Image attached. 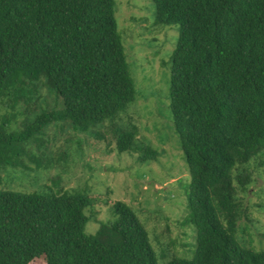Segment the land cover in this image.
Segmentation results:
<instances>
[{
    "label": "trees",
    "instance_id": "obj_1",
    "mask_svg": "<svg viewBox=\"0 0 264 264\" xmlns=\"http://www.w3.org/2000/svg\"><path fill=\"white\" fill-rule=\"evenodd\" d=\"M149 1L156 24L179 32L170 112L190 175L183 223L197 245L191 260L163 264H264V250L238 236L241 220L250 219L242 195L254 183L252 164L264 172V0ZM115 8V0H0V184L9 166L34 171L24 159L38 168L54 163L42 138L51 125L103 140L108 124L118 154L138 153L146 165L157 160L134 123L117 124L137 92ZM42 89L62 107H38ZM60 182L47 193L0 189V264H159L168 257L154 251L135 211L119 200L110 204L114 219L86 234L91 197Z\"/></svg>",
    "mask_w": 264,
    "mask_h": 264
},
{
    "label": "rangeland",
    "instance_id": "obj_2",
    "mask_svg": "<svg viewBox=\"0 0 264 264\" xmlns=\"http://www.w3.org/2000/svg\"><path fill=\"white\" fill-rule=\"evenodd\" d=\"M115 2L118 32L137 92L135 102L117 124L134 123L136 138L158 152L157 160L146 165L139 161L138 153L118 154L108 124L99 131L103 140L51 125L42 138L47 142V155L55 157L54 163L38 168L24 159L25 165L34 170L27 172L22 167L9 166L2 174L0 189L47 193L49 188L58 189L54 181L61 178L64 191L78 190L91 197L92 206L86 210L91 219L86 234H94L99 222L114 219L110 204L119 200L135 211L149 233L154 251L160 254L168 250V257L159 264L169 262L173 256L191 260L196 235L191 226L183 223L188 215L185 186L190 175L170 112V54L177 44L178 28L156 24L155 9L149 0ZM35 101L38 107H62L61 99L45 89ZM23 121L25 118H19V125ZM251 169L254 183L242 195L250 219L241 220L238 236L259 252L264 250V172L254 164Z\"/></svg>",
    "mask_w": 264,
    "mask_h": 264
}]
</instances>
